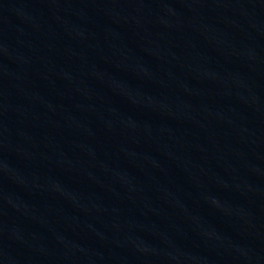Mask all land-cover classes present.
<instances>
[{
  "label": "water",
  "instance_id": "water-1",
  "mask_svg": "<svg viewBox=\"0 0 264 264\" xmlns=\"http://www.w3.org/2000/svg\"><path fill=\"white\" fill-rule=\"evenodd\" d=\"M0 264H264V0H0Z\"/></svg>",
  "mask_w": 264,
  "mask_h": 264
}]
</instances>
